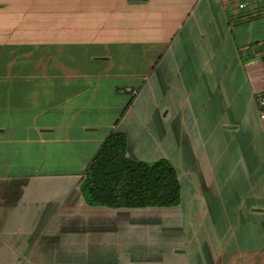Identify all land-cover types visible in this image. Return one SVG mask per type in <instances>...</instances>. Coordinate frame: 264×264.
Masks as SVG:
<instances>
[{
    "label": "crops",
    "instance_id": "0c3cea01",
    "mask_svg": "<svg viewBox=\"0 0 264 264\" xmlns=\"http://www.w3.org/2000/svg\"><path fill=\"white\" fill-rule=\"evenodd\" d=\"M244 1L0 0V264H264V3ZM112 131L172 163L178 205L85 201Z\"/></svg>",
    "mask_w": 264,
    "mask_h": 264
},
{
    "label": "trees",
    "instance_id": "16d2710c",
    "mask_svg": "<svg viewBox=\"0 0 264 264\" xmlns=\"http://www.w3.org/2000/svg\"><path fill=\"white\" fill-rule=\"evenodd\" d=\"M132 98L123 108V114ZM126 136L112 131L88 164L81 191L93 206L109 208L173 207L180 201V184L172 163L129 159Z\"/></svg>",
    "mask_w": 264,
    "mask_h": 264
},
{
    "label": "built area",
    "instance_id": "2783aa9c",
    "mask_svg": "<svg viewBox=\"0 0 264 264\" xmlns=\"http://www.w3.org/2000/svg\"><path fill=\"white\" fill-rule=\"evenodd\" d=\"M254 3H264V0H245L244 2L239 4V7L245 8L246 6ZM254 100L258 107L259 118L264 121V92H257L254 95Z\"/></svg>",
    "mask_w": 264,
    "mask_h": 264
},
{
    "label": "rangeland",
    "instance_id": "374dc122",
    "mask_svg": "<svg viewBox=\"0 0 264 264\" xmlns=\"http://www.w3.org/2000/svg\"><path fill=\"white\" fill-rule=\"evenodd\" d=\"M30 17L27 18V20H29ZM39 20H32L31 22L29 23H26L28 24V26H30L31 28H35L36 25H46V24H51L52 22V19L50 16H47V15H42L41 17L37 18Z\"/></svg>",
    "mask_w": 264,
    "mask_h": 264
}]
</instances>
